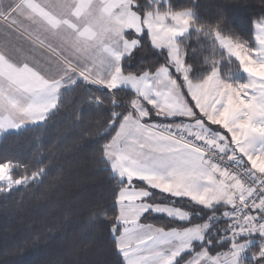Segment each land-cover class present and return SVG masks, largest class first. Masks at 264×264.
<instances>
[{
  "label": "snow or ice",
  "instance_id": "6c2138e0",
  "mask_svg": "<svg viewBox=\"0 0 264 264\" xmlns=\"http://www.w3.org/2000/svg\"><path fill=\"white\" fill-rule=\"evenodd\" d=\"M245 8L254 37L225 35L219 11L223 55L198 83L172 42L192 13L169 0H74L73 19L62 21L96 75L80 79L107 93L93 99L105 113L99 161L115 183L111 205H98L90 223L104 215L117 264H264V0ZM146 48L158 52L133 69ZM225 52L242 79L225 76ZM47 95L38 82L0 76V136L29 127L42 136L54 111ZM42 163L14 179L21 165L0 162V191L36 181ZM155 216L168 222H147Z\"/></svg>",
  "mask_w": 264,
  "mask_h": 264
},
{
  "label": "trees",
  "instance_id": "16d2710c",
  "mask_svg": "<svg viewBox=\"0 0 264 264\" xmlns=\"http://www.w3.org/2000/svg\"><path fill=\"white\" fill-rule=\"evenodd\" d=\"M176 11L190 10L192 20L188 32L176 42L191 79L200 81L199 73L223 55L214 39L215 25L222 20L223 10L228 29L252 40L250 9L245 5L259 0H169ZM243 24V31L240 27ZM212 26V27H209ZM147 48L137 52L132 68L152 59ZM187 57V60H185ZM227 77L243 78L238 63L224 53L222 63ZM206 75V73H205ZM85 80V79H84ZM76 80L63 89L48 117V127L27 128L19 135L0 137V162L11 159L21 167L12 175L18 179L36 170V161L43 159L45 175L28 184L13 185L0 191V264H117L104 215L95 223L90 218L99 214L98 205L112 203V185L99 161L97 134L103 129L105 113L95 108V100L107 93ZM95 97V100L93 99ZM107 103V100H105ZM102 143V142H100ZM0 187H4L0 182ZM188 207L187 202H184ZM108 216L112 215L109 208ZM147 222L166 223L167 218L155 216Z\"/></svg>",
  "mask_w": 264,
  "mask_h": 264
},
{
  "label": "crops",
  "instance_id": "0c3cea01",
  "mask_svg": "<svg viewBox=\"0 0 264 264\" xmlns=\"http://www.w3.org/2000/svg\"><path fill=\"white\" fill-rule=\"evenodd\" d=\"M74 0H0V76L42 84L54 108L63 89L94 80L73 19Z\"/></svg>",
  "mask_w": 264,
  "mask_h": 264
},
{
  "label": "rangeland",
  "instance_id": "374dc122",
  "mask_svg": "<svg viewBox=\"0 0 264 264\" xmlns=\"http://www.w3.org/2000/svg\"><path fill=\"white\" fill-rule=\"evenodd\" d=\"M183 11H189V12H191L190 10H183ZM192 13V12H191ZM191 20H192V16H191V18H190V23H191ZM190 23L185 27V26H181L182 27V31H181V33L179 34V35H177L176 37H175V39L172 41L173 43H174V51L176 52V54H177V57H178V59L180 60V62H181V67L182 68H186L185 66H184V64H183V61H182V57H181V55H180V48H179V46H178V44H177V42H176V40L179 38V37H181V36H183V35H185L187 32H188V30H189V27H190ZM168 24H169V26H173V22L172 21H169L168 22ZM253 37H254V33H253ZM217 42V41H216ZM225 54L227 55V53L225 52ZM240 76H243L244 77V74L242 73V72H240ZM194 82H199V81H194ZM1 137V136H0Z\"/></svg>",
  "mask_w": 264,
  "mask_h": 264
},
{
  "label": "built area",
  "instance_id": "2783aa9c",
  "mask_svg": "<svg viewBox=\"0 0 264 264\" xmlns=\"http://www.w3.org/2000/svg\"><path fill=\"white\" fill-rule=\"evenodd\" d=\"M213 159H215V157H213Z\"/></svg>",
  "mask_w": 264,
  "mask_h": 264
}]
</instances>
